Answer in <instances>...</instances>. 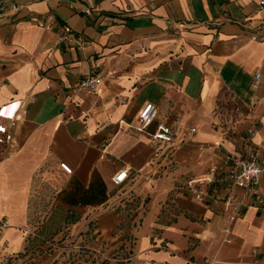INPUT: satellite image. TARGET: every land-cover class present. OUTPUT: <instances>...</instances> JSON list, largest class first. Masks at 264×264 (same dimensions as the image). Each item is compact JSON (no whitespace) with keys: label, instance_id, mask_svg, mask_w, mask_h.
<instances>
[{"label":"crops","instance_id":"1","mask_svg":"<svg viewBox=\"0 0 264 264\" xmlns=\"http://www.w3.org/2000/svg\"><path fill=\"white\" fill-rule=\"evenodd\" d=\"M0 5L16 7L0 15V121L14 119L0 144L9 248L22 239V251L38 243L54 259L98 246L121 264H264V209L251 196L222 179L194 186L201 201L184 187L264 141V0ZM65 29L82 45L60 41ZM88 75L102 77L93 93L75 88ZM146 102L156 109L146 131L165 123L170 143L135 129ZM118 169L127 177L115 185ZM227 197L243 204L229 225Z\"/></svg>","mask_w":264,"mask_h":264},{"label":"built area","instance_id":"2","mask_svg":"<svg viewBox=\"0 0 264 264\" xmlns=\"http://www.w3.org/2000/svg\"><path fill=\"white\" fill-rule=\"evenodd\" d=\"M14 5L9 7L0 5V15L8 10H15ZM169 23V21H167ZM255 37V36H252ZM60 41L71 40L75 45H82L83 39L78 34H73L68 29L59 37ZM102 79L99 75H88L84 78L78 80L75 85L77 90H83L85 92L93 93L98 82ZM258 80V72L253 73L252 87L255 88ZM156 115V109L154 105L150 102L144 103L137 112L136 121L137 124L135 129L140 132H144L149 138L157 141H162L165 143H170L173 140V132L168 125L165 123H156L152 131H146V128L152 123ZM14 124V119L10 118L7 123L0 121V144L7 143L11 134L8 131V127ZM193 128H189V131H193ZM250 131V129H248ZM264 149V141L262 144L251 146L246 156L239 157L232 152H227L222 155L217 162L211 164L208 167L207 172L197 176L195 178L187 179L184 182V187L191 188L192 192L198 200H202V195L197 192L194 188L195 185L199 184H212L217 180H226L233 186L241 188L243 194H248L251 196L258 208L264 209V198L260 195L258 191V178L259 175L264 172V161L258 158L259 149ZM59 168L65 172L69 173L70 168L64 164L59 163ZM219 179H217L216 173H220ZM127 177V170L118 169L111 177L113 184L117 185L122 183ZM226 205H228L231 210L227 216L226 223L229 225L239 214L238 207L243 206L242 202L233 198L227 197L225 200ZM227 227H224L223 231L227 232Z\"/></svg>","mask_w":264,"mask_h":264},{"label":"rangeland","instance_id":"3","mask_svg":"<svg viewBox=\"0 0 264 264\" xmlns=\"http://www.w3.org/2000/svg\"><path fill=\"white\" fill-rule=\"evenodd\" d=\"M3 224V220L0 219V264H98V261L102 263L108 264H121L124 263L123 260H119L114 258L113 256H109L107 258H103L99 255L100 247H95V251L84 252L78 251L79 255H76L72 259H65L59 257L58 259H54L50 256V250L47 251L44 257H41V249L35 247L37 244L29 243L27 244L26 249L22 251V239L21 243L18 244L16 248H9L6 241L2 240V232L4 227H1ZM66 229V228H65ZM52 228H47L42 231L44 236L50 234ZM41 234V235H42ZM93 235V233H92ZM22 236V230H21ZM94 236V235H93ZM79 250V249H78ZM84 250V249H80ZM110 255V254H109Z\"/></svg>","mask_w":264,"mask_h":264}]
</instances>
